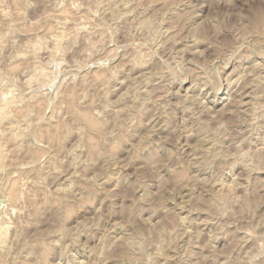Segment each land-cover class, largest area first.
Wrapping results in <instances>:
<instances>
[{
	"label": "rangeland",
	"instance_id": "374dc122",
	"mask_svg": "<svg viewBox=\"0 0 264 264\" xmlns=\"http://www.w3.org/2000/svg\"><path fill=\"white\" fill-rule=\"evenodd\" d=\"M263 66L264 0H0V264H264Z\"/></svg>",
	"mask_w": 264,
	"mask_h": 264
},
{
	"label": "bare ground",
	"instance_id": "6f19581e",
	"mask_svg": "<svg viewBox=\"0 0 264 264\" xmlns=\"http://www.w3.org/2000/svg\"><path fill=\"white\" fill-rule=\"evenodd\" d=\"M177 2L179 3V1H177ZM1 13H2V12H1ZM61 14H62V13H61ZM3 15H4V13H3ZM61 16H62V15H61ZM61 16H60V18L62 19L63 17H61ZM63 16H66V15L63 13ZM67 17H68V16H66V18H67ZM56 19H57V17H56ZM63 19H64V18H63ZM62 21H63V20H61V22H62ZM66 21H69V19H67V20L64 19V22H66ZM62 23H63V22H62ZM59 35L62 36L61 34H59ZM59 35H57V36L59 37ZM191 35H192V34H191ZM57 36L55 37V39L57 38ZM192 37H193V36H192ZM192 37H191V38H192ZM60 38H61V37H60ZM60 38H58V39H60ZM55 41H56V40H55ZM60 41H61V40L56 41L57 44H58ZM56 42H55V46H56ZM58 45H59V44H58ZM55 50H56V49H55ZM56 51H57V50H56ZM245 55H247V54H245ZM250 56H251V55H250ZM140 58H141V57H140ZM140 58H139V60H140ZM147 59H148V58H147ZM246 60H247V59H246ZM149 61H150V60H149ZM136 62H137V61H136ZM138 62H139V61H138ZM140 62H141V61H140ZM144 62H145V61H144ZM146 62H147V61H146ZM254 63H255V62H254ZM134 64H136V63H134ZM141 64H142V65L144 64L143 61L141 62ZM252 64H253V62H252ZM138 65H139V64H138ZM256 65H257V64H256ZM259 66H260V65H259ZM135 67H137V65H136ZM138 67H139V66H138ZM245 67H246V66H245ZM254 67H255V66H254ZM263 67H264V66H263ZM147 69H148V68H147ZM244 69H245V68H244ZM41 70L43 71V68H42ZM45 71H46V70H45ZM249 71H250V70H249ZM41 73H42V72H39V76H40ZM87 73H88V72H87ZM247 73H248V72H247ZM258 73H259V72H258ZM42 74H43V73H42ZM49 74H50V73L47 74V72H46V74L44 73V76L47 75V76L49 77ZM95 74H96V73H95ZM245 74H246V73H245ZM249 74H250V73H249ZM50 75H51V74H50ZM125 75H126V74H125ZM254 75H255V74H254ZM256 75H258V74H256ZM47 76H46L47 81H51V80H50L51 78L49 79ZM92 76H93V75H92ZM98 76H100V75H98ZM252 76H253V75H252ZM261 76H262V74H261ZM42 77H43V76H42ZM42 77H41V78H42ZM95 77H96V76H95ZM95 77H93V78H95ZM250 77H251V76H250ZM44 78H45V77H43L42 79H44ZM46 78H45V79H46ZM99 78H100V77H99ZM146 78H147V77H146ZM148 78H149V77H148ZM237 78H238V77H237ZM96 80H97V79H96ZM234 80H235V79H234ZM258 80H259V78H258ZM262 80H263V79H262ZM225 81H226V80H225ZM260 81H261V80H260ZM227 82H228V81H227ZM258 82H259V81H258ZM247 83H248V82H247ZM250 83H251V82H250ZM256 85H257V84H256ZM246 86H247V85H246ZM226 87H227V86H226ZM245 88H246V87H245ZM243 89H244V88H243ZM256 89H257V88H256ZM72 92H73V91H72ZM72 92H71V94L69 95V96H71V98L74 96ZM239 92H240V91H239ZM243 93H244V92H243ZM243 95H244V94H243ZM256 95H257V94H256ZM256 95H255V96H256ZM258 95H259V94H258ZM214 97H215V96H214ZM239 97H240V96H239ZM239 97H238V98H239ZM12 98L14 99V97H12ZM0 99H1V97H0ZM4 99H5V98H3V100H0V101H2V102H0V111H1V112H0V115H3V114L6 113V114H5V116H6L7 114L11 113V112L8 111V106L10 105V103L12 102V100H11V99H10V100L8 99V100L6 101V100H4ZM231 99H232V98H231ZM239 99H241V98H239ZM232 100H233V99H232ZM255 100H257V99H255ZM142 101H143V100H142ZM165 101H166V100H165ZM182 101H183V100H182ZM242 102H243V101H242ZM253 102H255V101H253ZM258 102H259V100L257 101V103H258ZM14 103H15V102H14ZM14 103H12L11 105H13ZM108 103H109V102H107L106 105H108ZM178 103H179V102H178ZM135 104H136V103H135ZM165 104H166V103H165ZM106 105H105V106H106ZM111 105H112V104H111ZM14 106H15V105H14ZM133 106H134V105H133ZM133 106H132V107H133ZM136 106H137V105H136ZM162 106H163V105H162ZM164 106H165V105H164ZM248 106H249V104H248ZM250 106H251V105H250ZM169 107H170V106H169ZM169 107H168V108H169ZM251 107H252V106H251ZM133 108H134V107H133ZM133 108H132V109H133ZM143 108H144V107H143ZM184 108H185V107H184ZM253 108H254V107H253ZM130 109H131V108H130ZM135 109H136V108H135ZM248 109H249V108H248ZM255 109H256V107H255ZM143 110H145V109H143ZM206 110H207V109H206ZM243 110H244V109H243ZM113 111L115 112L116 110H113ZM121 111H122V110H121ZM253 111H254V110H253ZM255 111H257V109H256ZM118 112H119V110H118ZM243 112H244V111H243ZM246 113H247V112H246ZM114 114H117V113H114ZM247 114H248V113H247ZM117 115H118V114H117ZM250 115H251V113H250ZM255 115H256V114H255ZM3 116H4V115H3ZM12 116H14V114H13ZM134 116H135V114H134ZM1 117H2V116H1ZM1 117H0V118H1ZM93 117H94V116H93ZM93 117L91 118V117L88 115V117H87V121H86V122H88V124H89V125L87 124L88 127L90 126L91 128H93V127L96 128V127H98V126H97V125H98V122H99L101 119H100V118H96V119H98V120L100 119L99 121H97V120L93 119ZM255 117H256V116H255ZM252 119H253V118H252ZM253 120H255V119H253ZM101 121H102V120H101ZM249 121H250V120H249ZM251 121H252V120H251ZM86 122H85V123H86ZM103 122H104V121H103ZM101 124H102V123H101ZM101 124H99V125H101ZM254 124H255V123H254ZM103 126H104V124H103ZM100 127H101V126H99V129H100ZM95 128H93V129L95 130ZM89 129H90V128H89ZM188 129H189V128H188ZM190 129H191V128H190ZM97 130H98V128H97ZM97 130H96V131H97ZM91 131H92V129L90 130V132H91ZM90 132H89V133H90ZM93 133H94V132H93ZM93 133H92V135H94ZM206 140H207V139H206ZM199 146H200V145H199ZM203 148H204V147H203ZM203 148H202V149H203ZM224 154H225V153H224ZM215 155H216V154H215ZM216 156H217V155H216ZM219 156H220V154H219ZM220 159H221V158H220ZM189 165H190V164H189ZM190 167H191V166H190ZM177 175H178L179 177H182V176L184 175V173H183L182 171H179V173H177ZM233 181H234V180H233ZM230 182H231V181H230ZM230 182H229V183H230ZM234 183H236V182H234ZM232 184H233V183H232ZM232 184H228L227 187H229V185H232ZM233 186H234V184H233L232 186H230V188L233 187ZM235 186H236V185H235ZM227 187H226V188H227ZM221 189H222V188H221ZM228 189H229V188H228ZM231 189H232V188H231ZM219 190H220V189H219ZM222 191H223V190H222ZM231 191H232V190H231ZM228 192H230V191H228ZM220 193H221V191H220ZM21 194H22V193H20L19 191H16V190H14V189H10V190L7 192V194H6V196H7V200L10 201V202H12V203H16V202L19 203V202H20L19 200L21 199ZM223 194L226 195L227 193H225V192L223 193V192H222V195H221V196L219 195V196L222 197ZM220 197H219V198H220ZM222 198H223V197H222ZM200 200H201V199H200ZM208 200H209V199H207V201H208ZM212 200H213V199H212ZM18 201H19V202H18ZM202 201H203V199H202ZM202 201H200L199 203H201ZM0 202H2V200H0ZM204 202L206 203V201H204ZM204 202L201 204V207H202V205H203V206L205 205ZM208 203H211V202L209 201ZM207 205H208V204H207ZM211 205H212V203H211ZM211 205L209 204L208 206H211ZM205 208H207V206H205ZM209 209H210V208H209ZM185 217H186V216H185ZM185 217H182V218H184L183 220H185ZM1 218H2V217H1ZM181 220H182V219H181ZM206 220H207V219H206ZM206 220H205V221H206ZM207 222H208V221H207ZM4 227H5V226H3V227L1 226V229H0V236H1V237H4V235L6 234L5 231H6L7 229H5ZM6 228H7V227H6ZM196 233H197V232H196ZM5 236H6V235H5ZM4 239H6V237H4ZM0 240H1V241H0V243H1V242L3 241V239H0ZM188 240H189V239H188ZM4 242H5V240H4ZM186 243H187V242H186ZM1 244H3V242H2ZM1 244H0V247H1ZM122 246H123V245H122ZM122 246H121V247H122ZM125 252H126V251H125Z\"/></svg>",
	"mask_w": 264,
	"mask_h": 264
}]
</instances>
